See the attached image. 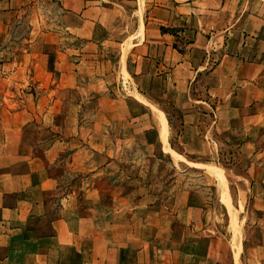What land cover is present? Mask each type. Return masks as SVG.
I'll return each instance as SVG.
<instances>
[{
    "label": "crops",
    "instance_id": "obj_1",
    "mask_svg": "<svg viewBox=\"0 0 264 264\" xmlns=\"http://www.w3.org/2000/svg\"><path fill=\"white\" fill-rule=\"evenodd\" d=\"M168 108L187 155L247 156L264 213V0H0V264H223L200 205L120 221L124 153L171 151ZM248 249L264 264V234Z\"/></svg>",
    "mask_w": 264,
    "mask_h": 264
},
{
    "label": "rangeland",
    "instance_id": "obj_2",
    "mask_svg": "<svg viewBox=\"0 0 264 264\" xmlns=\"http://www.w3.org/2000/svg\"><path fill=\"white\" fill-rule=\"evenodd\" d=\"M110 59L114 67L116 55ZM117 88L122 94L131 95L128 82L121 80ZM86 105L89 106L90 102L86 101ZM132 108L136 113L144 109L136 100ZM167 113L168 141L165 145H170L171 151L162 150L160 144L144 149H134L132 144L127 146L120 166L119 189L130 198L125 202L127 211H124L120 221L129 225V209L138 202L142 203L144 218L148 211H157L164 206L173 212L178 203L187 200L192 205L203 207L208 228L226 238L227 256L223 264H251L248 248L262 241L264 213L253 211L252 198L247 194V156L231 146H223L217 157L187 155L182 144L184 121L178 111L168 108ZM144 122L158 126L155 117L135 122L134 125ZM120 123L114 121L115 125ZM123 126L130 128L125 124ZM207 138L211 139V135L207 134ZM259 141L264 144V131ZM60 149L61 144L57 142L55 152ZM211 168L220 170L225 180L218 178ZM51 170L52 174L64 172L61 166H53ZM184 193H188L186 199ZM176 228L180 230L179 225ZM149 235L151 229L143 231L144 238ZM194 246L195 241H192L190 247Z\"/></svg>",
    "mask_w": 264,
    "mask_h": 264
},
{
    "label": "bare ground",
    "instance_id": "obj_3",
    "mask_svg": "<svg viewBox=\"0 0 264 264\" xmlns=\"http://www.w3.org/2000/svg\"><path fill=\"white\" fill-rule=\"evenodd\" d=\"M226 183V182H225Z\"/></svg>",
    "mask_w": 264,
    "mask_h": 264
}]
</instances>
